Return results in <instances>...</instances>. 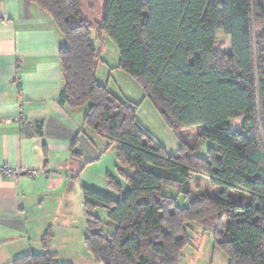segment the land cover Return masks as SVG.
I'll return each instance as SVG.
<instances>
[{"label":"trees","instance_id":"16d2710c","mask_svg":"<svg viewBox=\"0 0 264 264\" xmlns=\"http://www.w3.org/2000/svg\"><path fill=\"white\" fill-rule=\"evenodd\" d=\"M28 1L66 40L60 105L88 108L84 125L116 145L118 174L127 182L124 188L107 176L118 199L83 188L85 243L95 264H181L192 227L211 217L215 245L230 264H264V3L103 0L101 19L92 20L83 13L87 0ZM220 34L231 37V52ZM105 38L118 48V68L141 83L175 134L201 129L200 140L211 144L207 158L185 141L170 155L140 124L139 105L99 83ZM233 119L242 123L232 130ZM197 174L224 191L194 193ZM98 209L115 226L111 235ZM55 256L30 253L12 264H54Z\"/></svg>","mask_w":264,"mask_h":264},{"label":"crops","instance_id":"0c3cea01","mask_svg":"<svg viewBox=\"0 0 264 264\" xmlns=\"http://www.w3.org/2000/svg\"><path fill=\"white\" fill-rule=\"evenodd\" d=\"M65 44L38 6L0 0V166L21 170L17 178L0 172V259L3 251L16 258L50 252L44 233L57 220L83 214L84 187L118 199L109 186L112 175L127 188L118 174L116 145L84 125L88 108L59 103Z\"/></svg>","mask_w":264,"mask_h":264},{"label":"rangeland","instance_id":"374dc122","mask_svg":"<svg viewBox=\"0 0 264 264\" xmlns=\"http://www.w3.org/2000/svg\"><path fill=\"white\" fill-rule=\"evenodd\" d=\"M260 1L264 3V0ZM103 3V0H87L83 9L84 16L92 20L101 19ZM90 4L94 7L93 11L90 10ZM218 40L226 52H231L232 39L230 36L220 34ZM94 44L96 46L101 45L96 37H94ZM104 44L103 62L100 63L98 69L99 83L108 86L109 90L118 98L131 100V102L139 105L137 116L140 124L153 137L155 143L163 146L170 155L178 154L182 141H185L191 145H198L197 154L203 158H207L208 149L211 144L208 141L200 140L199 132L201 129L187 130L183 136L175 134L156 105L145 97L141 83L118 68L120 54L117 46L108 38H105ZM241 123L242 119H233L230 122V126L233 130L240 127ZM192 190L196 194L208 193L210 195L221 194L224 191L222 187L211 186L209 179L200 174L193 175ZM229 194H233V192L230 191ZM84 210L82 208V215L75 213L76 218L73 220L55 221V225L51 226L47 231L51 234L49 240L46 242L47 245H51L47 251L56 254L54 264H95L93 256L88 251L85 243L88 231ZM95 213L103 221L109 220L107 211L104 209H98ZM214 218L211 217L205 223V226L195 224L192 227V244L184 250L181 264H230L229 257L221 248L215 245L213 230L217 222L216 218ZM224 220L225 223L229 222L227 218ZM108 223V225H111L110 222ZM108 227L105 230L107 236L111 235L110 232L115 231L113 228L115 226L112 228ZM47 232L44 233V236ZM11 254L12 251L10 253L7 251L1 252V257L3 258H1L2 260L0 259V264H12L16 257H12L14 255Z\"/></svg>","mask_w":264,"mask_h":264},{"label":"built area","instance_id":"2783aa9c","mask_svg":"<svg viewBox=\"0 0 264 264\" xmlns=\"http://www.w3.org/2000/svg\"><path fill=\"white\" fill-rule=\"evenodd\" d=\"M0 172L4 176H8L11 178H17L20 175L21 170L20 169H14V168L10 167L8 164H3L0 166ZM27 172L29 174H31L32 176H36L38 174V171H36V170H28Z\"/></svg>","mask_w":264,"mask_h":264}]
</instances>
